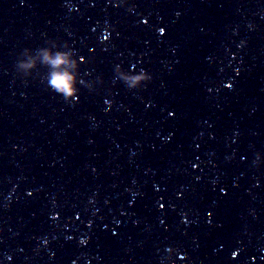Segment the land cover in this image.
Instances as JSON below:
<instances>
[{"label": "water", "instance_id": "water-1", "mask_svg": "<svg viewBox=\"0 0 264 264\" xmlns=\"http://www.w3.org/2000/svg\"><path fill=\"white\" fill-rule=\"evenodd\" d=\"M133 4L0 0V264H264V0ZM48 39L103 83L18 75Z\"/></svg>", "mask_w": 264, "mask_h": 264}, {"label": "clouds", "instance_id": "clouds-1", "mask_svg": "<svg viewBox=\"0 0 264 264\" xmlns=\"http://www.w3.org/2000/svg\"><path fill=\"white\" fill-rule=\"evenodd\" d=\"M119 3L128 6V10L132 11L135 5H128V0H119ZM252 25H249L251 28ZM243 44V41H241ZM240 45H237L239 47ZM82 56H78L75 48L69 44H59L57 41L48 39L44 43L35 48H24L17 55L14 63L15 71L22 78L27 79L38 76L40 82L46 88L62 96L66 101H75L80 93L81 86L87 87L89 90L94 88L95 84L103 83L102 79L97 76L94 81H85L83 76L90 75L85 70L81 72ZM40 65H44L50 69L47 75H38L37 70ZM134 66V70H132ZM113 80L120 81L129 90H136L146 87L152 80V74L143 67L137 69L135 65H131L127 69L121 64L116 63L113 66ZM264 160V155L257 152L252 161L253 165H258ZM7 207V197L3 205ZM85 238L80 240V244H85ZM46 243V241H45ZM167 259L171 262L172 254L176 251L174 248H167ZM75 264V261H73Z\"/></svg>", "mask_w": 264, "mask_h": 264}, {"label": "snow or ice", "instance_id": "snow-or-ice-1", "mask_svg": "<svg viewBox=\"0 0 264 264\" xmlns=\"http://www.w3.org/2000/svg\"><path fill=\"white\" fill-rule=\"evenodd\" d=\"M21 2H23V0H21ZM158 31L161 32V33H163L165 30L163 28H160V29H158ZM221 191H223V189ZM209 215H211V213H209ZM232 256L235 257L236 256V252H233L232 253Z\"/></svg>", "mask_w": 264, "mask_h": 264}]
</instances>
